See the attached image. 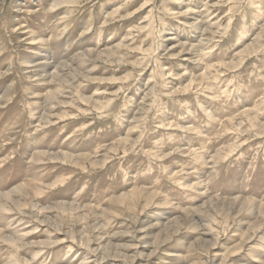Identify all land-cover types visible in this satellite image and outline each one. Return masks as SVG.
Wrapping results in <instances>:
<instances>
[{
  "label": "rangeland",
  "instance_id": "rangeland-1",
  "mask_svg": "<svg viewBox=\"0 0 264 264\" xmlns=\"http://www.w3.org/2000/svg\"><path fill=\"white\" fill-rule=\"evenodd\" d=\"M0 237V264H264V0H0Z\"/></svg>",
  "mask_w": 264,
  "mask_h": 264
},
{
  "label": "bare ground",
  "instance_id": "bare-ground-1",
  "mask_svg": "<svg viewBox=\"0 0 264 264\" xmlns=\"http://www.w3.org/2000/svg\"><path fill=\"white\" fill-rule=\"evenodd\" d=\"M5 196V195H4ZM1 238V237H0Z\"/></svg>",
  "mask_w": 264,
  "mask_h": 264
}]
</instances>
